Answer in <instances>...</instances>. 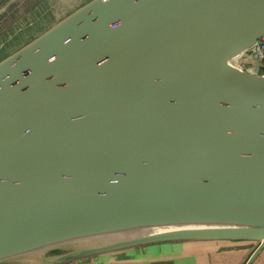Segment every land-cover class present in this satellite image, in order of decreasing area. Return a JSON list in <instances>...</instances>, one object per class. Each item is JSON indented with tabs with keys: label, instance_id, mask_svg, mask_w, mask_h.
Returning a JSON list of instances; mask_svg holds the SVG:
<instances>
[{
	"label": "water",
	"instance_id": "95a60500",
	"mask_svg": "<svg viewBox=\"0 0 264 264\" xmlns=\"http://www.w3.org/2000/svg\"><path fill=\"white\" fill-rule=\"evenodd\" d=\"M69 3L0 61V264L174 242L256 264L264 74L232 60L264 37V0Z\"/></svg>",
	"mask_w": 264,
	"mask_h": 264
},
{
	"label": "crops",
	"instance_id": "0c3cea01",
	"mask_svg": "<svg viewBox=\"0 0 264 264\" xmlns=\"http://www.w3.org/2000/svg\"><path fill=\"white\" fill-rule=\"evenodd\" d=\"M240 242L152 244L113 252L76 264H240L249 255ZM256 264H264V249Z\"/></svg>",
	"mask_w": 264,
	"mask_h": 264
},
{
	"label": "rangeland",
	"instance_id": "374dc122",
	"mask_svg": "<svg viewBox=\"0 0 264 264\" xmlns=\"http://www.w3.org/2000/svg\"><path fill=\"white\" fill-rule=\"evenodd\" d=\"M69 1L75 0H0V61L50 27Z\"/></svg>",
	"mask_w": 264,
	"mask_h": 264
},
{
	"label": "built area",
	"instance_id": "2783aa9c",
	"mask_svg": "<svg viewBox=\"0 0 264 264\" xmlns=\"http://www.w3.org/2000/svg\"><path fill=\"white\" fill-rule=\"evenodd\" d=\"M232 64L251 73H257V64L264 67V37L249 50L242 52L232 60Z\"/></svg>",
	"mask_w": 264,
	"mask_h": 264
},
{
	"label": "bare ground",
	"instance_id": "6f19581e",
	"mask_svg": "<svg viewBox=\"0 0 264 264\" xmlns=\"http://www.w3.org/2000/svg\"><path fill=\"white\" fill-rule=\"evenodd\" d=\"M183 223H176V224H173V225H158V226H151L150 229H148V227L146 228H142L141 232H138V233H142V232H150V231H157V230H161V229H166V228H169V227H176V226H181ZM195 224V223H194ZM136 230V229H135Z\"/></svg>",
	"mask_w": 264,
	"mask_h": 264
},
{
	"label": "trees",
	"instance_id": "16d2710c",
	"mask_svg": "<svg viewBox=\"0 0 264 264\" xmlns=\"http://www.w3.org/2000/svg\"><path fill=\"white\" fill-rule=\"evenodd\" d=\"M256 72V74H264V67H260L259 64H257Z\"/></svg>",
	"mask_w": 264,
	"mask_h": 264
},
{
	"label": "flooded vegetation",
	"instance_id": "af4514ba",
	"mask_svg": "<svg viewBox=\"0 0 264 264\" xmlns=\"http://www.w3.org/2000/svg\"><path fill=\"white\" fill-rule=\"evenodd\" d=\"M90 1V0H89Z\"/></svg>",
	"mask_w": 264,
	"mask_h": 264
}]
</instances>
